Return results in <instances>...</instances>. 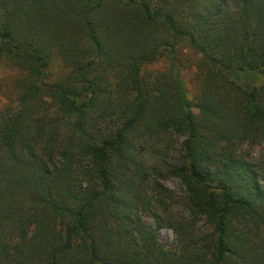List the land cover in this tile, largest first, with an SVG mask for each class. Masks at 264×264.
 <instances>
[{"label": "trees", "instance_id": "1", "mask_svg": "<svg viewBox=\"0 0 264 264\" xmlns=\"http://www.w3.org/2000/svg\"><path fill=\"white\" fill-rule=\"evenodd\" d=\"M3 67L0 264H264V0H0Z\"/></svg>", "mask_w": 264, "mask_h": 264}, {"label": "rangeland", "instance_id": "2", "mask_svg": "<svg viewBox=\"0 0 264 264\" xmlns=\"http://www.w3.org/2000/svg\"><path fill=\"white\" fill-rule=\"evenodd\" d=\"M182 54L186 58L187 64L182 69V79L186 86L189 98L194 101L200 91V81L198 76V63L200 62L201 55L190 48H184ZM165 62L153 65L151 68H161ZM166 64V63H165ZM68 68L58 58L55 59L49 68L50 79L58 78L62 74L66 73ZM21 74L17 68L3 67L0 68V108L15 98V80ZM169 187L181 191L182 186L178 179L170 178L165 182ZM160 239L166 244H173L175 242V234L172 230L162 228L159 230Z\"/></svg>", "mask_w": 264, "mask_h": 264}]
</instances>
